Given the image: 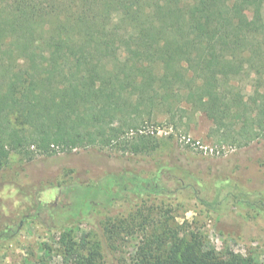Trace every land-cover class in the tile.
Wrapping results in <instances>:
<instances>
[{
	"label": "trees",
	"instance_id": "trees-1",
	"mask_svg": "<svg viewBox=\"0 0 264 264\" xmlns=\"http://www.w3.org/2000/svg\"><path fill=\"white\" fill-rule=\"evenodd\" d=\"M263 10L264 0H0V170L11 151L108 146L160 114L202 113L218 143L250 146L264 131ZM149 138L124 148L146 152ZM70 232L61 238L68 264L103 258L89 234L77 243ZM166 250L142 246L134 264L159 254L162 264H261L187 240Z\"/></svg>",
	"mask_w": 264,
	"mask_h": 264
},
{
	"label": "rangeland",
	"instance_id": "rangeland-1",
	"mask_svg": "<svg viewBox=\"0 0 264 264\" xmlns=\"http://www.w3.org/2000/svg\"><path fill=\"white\" fill-rule=\"evenodd\" d=\"M211 127L202 113L175 121L160 114L108 146L11 151L0 170V232L19 230L0 240V264H68L61 238L70 230L77 243L89 234L88 247L101 245L95 264H134L142 246L162 256L183 240L264 264V131L237 148L210 137ZM139 135L151 137L146 152L124 148ZM69 218L79 219L60 224ZM153 235L176 244L161 249Z\"/></svg>",
	"mask_w": 264,
	"mask_h": 264
},
{
	"label": "built area",
	"instance_id": "built-area-1",
	"mask_svg": "<svg viewBox=\"0 0 264 264\" xmlns=\"http://www.w3.org/2000/svg\"><path fill=\"white\" fill-rule=\"evenodd\" d=\"M187 141H190V139H187ZM195 145H198L200 146L202 149H204L206 152H211V153H214L215 149L212 148V147H207V146H202L200 145V142H196L194 143Z\"/></svg>",
	"mask_w": 264,
	"mask_h": 264
}]
</instances>
